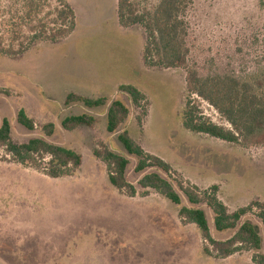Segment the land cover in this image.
<instances>
[{
    "label": "rangeland",
    "instance_id": "rangeland-1",
    "mask_svg": "<svg viewBox=\"0 0 264 264\" xmlns=\"http://www.w3.org/2000/svg\"><path fill=\"white\" fill-rule=\"evenodd\" d=\"M67 2L75 16L68 37L37 41L18 55L0 53V89L8 91L0 92V123L9 120L16 143L42 137L75 150L81 165L70 175L49 177L10 162L0 147V264H255L253 250L226 258L205 254L196 225L180 221L179 206L137 185L142 173L134 170L136 158L125 153L117 134L126 130L144 151L168 162L198 188L217 185L229 212L252 200L264 204V145L244 147L193 132L181 119L187 69L199 76L263 79L264 0H190L184 15L186 64L180 67L144 62L145 31L140 24H117V0ZM156 3L140 0L139 11ZM58 6V0H0L3 43L13 38L5 26L10 20L21 19L16 39L21 41L38 20L52 25ZM121 83L144 94V108L118 89ZM68 93L105 97L106 103L90 108L81 102L66 104ZM113 99L127 106L128 115L109 132L106 111ZM198 102L205 116L224 123L210 105ZM20 108L33 119L32 130L16 121ZM80 113L92 115L93 124L61 127L65 116ZM49 122L54 130L47 136L42 127ZM98 143L126 154V178L137 187L134 196L110 184L105 163L93 155ZM199 206L215 239L232 234L215 231L209 209ZM244 220L258 228L264 253V228L254 213Z\"/></svg>",
    "mask_w": 264,
    "mask_h": 264
},
{
    "label": "trees",
    "instance_id": "trees-1",
    "mask_svg": "<svg viewBox=\"0 0 264 264\" xmlns=\"http://www.w3.org/2000/svg\"><path fill=\"white\" fill-rule=\"evenodd\" d=\"M140 0H117L116 15L120 25L140 24L145 31V43L142 56L146 64L164 67H180L186 64L187 47L185 45V13L190 0H157L151 9L139 11ZM55 7L56 18L47 26L39 20L28 26V35L21 41L17 26L21 19L10 20L5 26L10 27L13 38L4 44L0 37V53L18 55L37 41L57 42L67 37L75 25L73 9L66 0H58ZM29 16V12L26 14ZM21 24V25H20ZM4 25V24H3ZM17 37V38H16ZM17 41V42H16ZM187 97L182 110V125L187 130L204 133L227 142L244 147L264 145V74L263 79L253 82L240 81L231 75L199 76L194 69H187L185 75ZM118 89L126 93L131 102L138 107H145L144 94L132 84H120ZM0 92L8 93L7 90ZM199 101L210 105L224 123L212 121L203 114ZM66 104L81 102L86 107H95L106 103L105 97L89 98L74 93L66 95ZM128 115L127 106L119 99L109 102L106 111V128L109 132L117 127ZM94 117L87 113L65 116L60 125L71 130L80 125L90 126ZM16 121L28 130L34 128V121L24 111L18 109ZM49 136L54 130L53 123L42 127ZM11 127L7 118L0 123V147L7 160L24 167L33 168L49 177L72 174L81 165V156L75 150L51 143L42 137H32L26 142L16 143L11 138ZM126 154L136 158L134 170L142 173L137 185L142 189H153L170 202L179 206L177 215L183 223H194L202 239V251L216 258H226L241 250H253L251 260L255 264H264V253L260 252L262 238L258 228L249 220L241 221L247 213H254L264 228V204L252 200L245 206L229 212L218 197L215 184L200 189L180 177L171 165L154 154L144 151L123 130L117 134ZM126 154H120L104 143H98L93 155L105 163L107 178L111 185L128 196L137 193V187L126 178L129 163ZM174 174V178L171 175ZM169 177L172 179L170 180ZM186 203L183 204V198ZM200 204H205L211 213L212 227L217 232L233 230L222 240L215 239L210 230L206 212Z\"/></svg>",
    "mask_w": 264,
    "mask_h": 264
},
{
    "label": "crops",
    "instance_id": "crops-1",
    "mask_svg": "<svg viewBox=\"0 0 264 264\" xmlns=\"http://www.w3.org/2000/svg\"><path fill=\"white\" fill-rule=\"evenodd\" d=\"M66 1H67V0H66ZM116 21H117V24H118V20H116ZM72 31H73V30H72ZM69 35H70V34H69ZM69 35H68V36H69ZM68 36H67V37H68ZM91 66L93 67V65H91ZM107 80H109V79H105V81H107ZM107 83H108V82H106L105 84H107ZM121 84H123V83H121ZM119 85H120V84H119Z\"/></svg>",
    "mask_w": 264,
    "mask_h": 264
}]
</instances>
